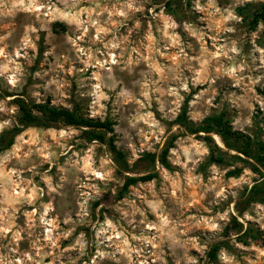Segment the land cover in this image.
<instances>
[{
  "label": "rangeland",
  "instance_id": "obj_1",
  "mask_svg": "<svg viewBox=\"0 0 264 264\" xmlns=\"http://www.w3.org/2000/svg\"><path fill=\"white\" fill-rule=\"evenodd\" d=\"M263 4L0 0V135L19 124L21 96L113 121L125 153L62 121L0 149V264H264V198L250 199L261 174L229 176L244 162H211L178 121L225 113L264 141Z\"/></svg>",
  "mask_w": 264,
  "mask_h": 264
},
{
  "label": "trees",
  "instance_id": "obj_2",
  "mask_svg": "<svg viewBox=\"0 0 264 264\" xmlns=\"http://www.w3.org/2000/svg\"><path fill=\"white\" fill-rule=\"evenodd\" d=\"M259 21L264 23V4L253 16L254 23ZM15 100L19 111V124L13 129L0 135L1 150L10 148L14 144L17 135L27 127L37 125L49 126L55 122L62 121L68 125L86 127L92 130L89 134L91 140L108 143L118 158H125V153L118 149L115 143V137L108 136L109 133L114 131L113 121L109 119H93L80 114L77 109L58 107L50 103H38L32 100H27L21 96L16 97ZM178 121L186 126L190 133L197 134L209 142L211 146V155L209 159L211 162L225 163L228 156L244 162L242 167H237L229 171V176H238L246 166L252 171L261 174V179L263 180H257L258 182L252 187L250 199L261 200L264 198V141L258 139L254 140L250 135L233 131L225 113L210 116L204 119L201 123L196 124L194 122H189L186 112L183 111L179 115ZM201 132L206 135L200 134ZM210 133L220 135L225 146L229 149L236 150L237 153L231 154L228 151L223 150L211 135H209ZM177 138V135L171 137L170 144L163 149L159 157L162 165L168 169L172 168L168 156L170 150L175 146ZM156 177L157 173L154 172L138 176H129L125 188L127 189L129 186L135 185L139 182L151 181ZM237 224L239 226L238 232H242L240 229L242 224L239 221H237Z\"/></svg>",
  "mask_w": 264,
  "mask_h": 264
},
{
  "label": "bare ground",
  "instance_id": "obj_3",
  "mask_svg": "<svg viewBox=\"0 0 264 264\" xmlns=\"http://www.w3.org/2000/svg\"><path fill=\"white\" fill-rule=\"evenodd\" d=\"M218 138H219V137H218ZM218 138H217V139H218Z\"/></svg>",
  "mask_w": 264,
  "mask_h": 264
}]
</instances>
